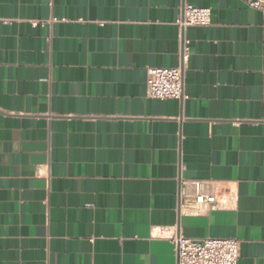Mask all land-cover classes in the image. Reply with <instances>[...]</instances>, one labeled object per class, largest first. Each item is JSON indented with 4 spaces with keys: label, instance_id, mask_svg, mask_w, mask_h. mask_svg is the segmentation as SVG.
<instances>
[{
    "label": "crops",
    "instance_id": "obj_1",
    "mask_svg": "<svg viewBox=\"0 0 264 264\" xmlns=\"http://www.w3.org/2000/svg\"><path fill=\"white\" fill-rule=\"evenodd\" d=\"M185 3L211 24L182 30ZM0 19V264H177L171 234L264 264L263 11L0 0ZM182 64L186 99L147 95L150 67ZM181 178L220 206L180 209Z\"/></svg>",
    "mask_w": 264,
    "mask_h": 264
},
{
    "label": "built area",
    "instance_id": "obj_2",
    "mask_svg": "<svg viewBox=\"0 0 264 264\" xmlns=\"http://www.w3.org/2000/svg\"><path fill=\"white\" fill-rule=\"evenodd\" d=\"M248 6L264 12V0H241ZM1 20V19H0ZM7 22V19H3ZM212 22V11L208 7H198L185 3L176 19V24L185 30L190 26H208ZM37 24V21H34ZM188 39L182 38L183 64L189 58ZM150 67L148 69L147 95L158 99H180L188 97L184 87V65ZM217 186L210 179L180 180V209L209 211L220 206ZM177 259V264H238L240 240L237 238H190L181 234L169 236Z\"/></svg>",
    "mask_w": 264,
    "mask_h": 264
}]
</instances>
